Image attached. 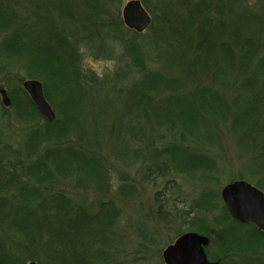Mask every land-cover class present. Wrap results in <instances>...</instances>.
Instances as JSON below:
<instances>
[{"label":"trees","instance_id":"16d2710c","mask_svg":"<svg viewBox=\"0 0 264 264\" xmlns=\"http://www.w3.org/2000/svg\"><path fill=\"white\" fill-rule=\"evenodd\" d=\"M126 1L0 0V81L6 80L10 103L6 109L0 102V264H121L120 207L103 198L78 204L61 182L83 177L97 195L106 194L108 173L92 150L106 136L111 99L94 96L116 91L121 98L120 81L135 73L139 88L107 135L143 144V153L133 154L145 180L213 181L220 171L214 152L227 131L260 172L264 190V0L253 8L243 0H139L153 15L143 34L124 27ZM108 40L120 54L103 46ZM85 55L120 65L100 80L82 70ZM13 69L24 77L15 78ZM24 78L42 84L54 121L40 115ZM6 111L21 125L16 144L4 138ZM174 188L171 200L179 198ZM200 199L181 226L209 238L208 258L263 264L264 233L233 221L219 195L212 200L233 229L218 232L198 214L212 206L208 192ZM153 200L157 217L163 205L157 193ZM141 228V239L154 245ZM183 233L177 230L175 239ZM212 245L221 257H213Z\"/></svg>","mask_w":264,"mask_h":264},{"label":"rangeland","instance_id":"374dc122","mask_svg":"<svg viewBox=\"0 0 264 264\" xmlns=\"http://www.w3.org/2000/svg\"><path fill=\"white\" fill-rule=\"evenodd\" d=\"M243 1L245 2L246 8H253L259 2V0ZM151 5H154L153 1H151ZM157 8L160 7L157 5ZM149 15L151 18L153 17L152 13H149ZM103 46H109V50L113 52V55L120 54L119 46L113 40L105 41ZM114 59L118 60L117 58ZM119 65L120 63L113 59H96L85 55L82 59L81 68L85 73H89L97 79L102 80L112 75ZM13 70L15 78L22 79L24 77L22 73L15 69ZM24 81H27V79L24 78L22 83ZM139 81L140 76L136 73L128 81H120L121 90L125 94L119 99L115 98L116 91L111 92L113 95L109 93L106 96L104 94V98L94 96V99H111L107 109L108 112L107 114L105 113V117L108 119V129L104 132L108 133L110 131V126L115 120L111 119L120 116L124 106L129 104V95L131 96L133 92L138 90ZM6 84V80L0 81V86H3L1 90H4L7 94L8 89L5 88L6 86L4 87ZM116 90H119V84ZM51 99L57 98L54 97ZM0 102L3 105L1 94ZM4 107L8 109L9 106ZM2 117L4 119L2 120V123H4V138L15 144L18 143L20 140L21 125L15 121L11 111H6ZM142 132L144 133V131ZM107 133L105 138L103 140L100 139V142L98 144L96 143V146L92 150L94 154L102 159L101 161L108 173L106 194L97 195L85 178H78V176L75 178L73 175L63 180L61 186L62 190L78 204L84 203L88 205L100 198L117 203L122 211L121 223L118 226L119 233L122 235V238H119L122 249L118 255L121 264H164L162 261L163 250L175 241L177 230L191 232L183 230L184 226L181 225H184L183 223L188 217L186 212H189L190 207L198 209L199 205L202 206L200 202L202 199L200 198L206 192H208L212 206L208 208L204 206L203 209H199L198 214L218 232L233 229L232 221L223 215L221 204L220 207L216 206L217 200H212L216 196H220V192L225 185L234 181H245L264 193V190L258 187V182L261 178L260 172H257L249 159L245 158L246 156L243 154L238 143V138L227 131H223L220 135L221 142L217 145L214 152L218 158L217 162L220 171L215 175L213 181H208L203 176L189 179L177 175L158 178L155 181H147L142 176L141 164L137 161L138 159H134L133 154L137 152V149L143 153V144L137 138L115 139L114 137L108 136ZM122 141L128 143L126 148L119 143ZM116 143L119 144L115 145ZM122 187L130 191L129 195H121L120 189ZM173 187L176 189V194H179L177 195L179 198L174 197V200H171ZM156 193L159 203L163 205L161 215L157 213V217L153 200ZM221 203L223 204L222 201ZM167 211H169L172 218L165 215ZM165 219L170 222L172 221V223L170 224V222L164 221ZM215 219L218 220L215 222ZM137 225L142 226L141 230L146 232L147 236L152 235L153 241H155L154 245H149L141 239L136 230ZM148 241L150 242V240ZM221 251V249H218L214 245L210 249L213 257H221ZM226 253L227 251L223 252V255ZM249 254L248 257L253 256L252 253ZM260 259L264 264V254ZM218 262L220 264V261ZM222 264L233 263L230 260ZM242 264L245 263L243 262Z\"/></svg>","mask_w":264,"mask_h":264},{"label":"water","instance_id":"95a60500","mask_svg":"<svg viewBox=\"0 0 264 264\" xmlns=\"http://www.w3.org/2000/svg\"><path fill=\"white\" fill-rule=\"evenodd\" d=\"M124 27L137 34L146 31L152 22L151 16L139 0H128L121 9ZM22 88L28 94L41 116L47 121L55 119L54 112L46 101L42 84L37 80H27ZM3 105L9 106L4 90H0ZM220 197L229 216L243 225H252L264 233V194L245 181H234L225 185ZM209 238L195 232L180 235L162 252L164 264H219L210 261L205 253Z\"/></svg>","mask_w":264,"mask_h":264},{"label":"bare ground","instance_id":"6f19581e","mask_svg":"<svg viewBox=\"0 0 264 264\" xmlns=\"http://www.w3.org/2000/svg\"><path fill=\"white\" fill-rule=\"evenodd\" d=\"M122 9V8H121ZM27 94V93H26ZM28 95V94H27ZM45 97V96H44Z\"/></svg>","mask_w":264,"mask_h":264}]
</instances>
